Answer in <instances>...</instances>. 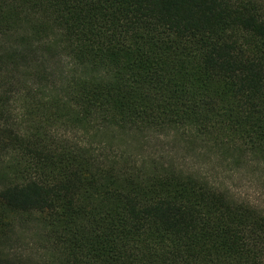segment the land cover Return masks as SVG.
<instances>
[{
    "label": "trees",
    "instance_id": "1",
    "mask_svg": "<svg viewBox=\"0 0 264 264\" xmlns=\"http://www.w3.org/2000/svg\"><path fill=\"white\" fill-rule=\"evenodd\" d=\"M172 134L264 168V0H0V264H264L263 209L134 145Z\"/></svg>",
    "mask_w": 264,
    "mask_h": 264
},
{
    "label": "rangeland",
    "instance_id": "2",
    "mask_svg": "<svg viewBox=\"0 0 264 264\" xmlns=\"http://www.w3.org/2000/svg\"><path fill=\"white\" fill-rule=\"evenodd\" d=\"M61 67V66H60ZM14 117L21 123L24 117L22 103H17ZM145 157L163 159L166 165H174L186 174L194 175L213 187L226 191L233 198L250 202L264 210V168L248 167L219 152L202 146L187 136L169 135L134 142ZM32 233L23 235L21 253L32 256L35 245ZM33 255L32 258H34Z\"/></svg>",
    "mask_w": 264,
    "mask_h": 264
}]
</instances>
